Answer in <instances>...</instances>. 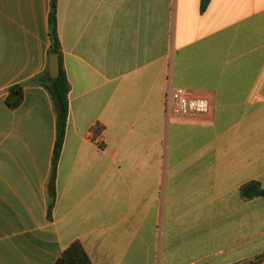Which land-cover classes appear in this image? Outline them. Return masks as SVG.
Instances as JSON below:
<instances>
[{
	"label": "crops",
	"instance_id": "crops-1",
	"mask_svg": "<svg viewBox=\"0 0 264 264\" xmlns=\"http://www.w3.org/2000/svg\"><path fill=\"white\" fill-rule=\"evenodd\" d=\"M50 0H0V264H264V0H57L68 118L48 215L55 116ZM175 89L208 114L168 117ZM103 129L96 140L91 130Z\"/></svg>",
	"mask_w": 264,
	"mask_h": 264
},
{
	"label": "trees",
	"instance_id": "trees-1",
	"mask_svg": "<svg viewBox=\"0 0 264 264\" xmlns=\"http://www.w3.org/2000/svg\"><path fill=\"white\" fill-rule=\"evenodd\" d=\"M208 3L209 0H201V11L205 10ZM56 4L57 0H50L48 14V36L50 45L47 52L46 68L42 73L27 82L15 84L9 87L6 91L5 97V104L11 110L16 109L22 103L24 88L26 86L42 87L46 90L50 97L52 110L55 116V140L52 153L51 176L47 186L48 215L54 206L55 173L64 143L68 118V94L70 92V86L61 63L60 42L56 27ZM52 54L57 55L59 58V75L55 79H51L48 73V58ZM102 129L103 128L100 125H97L91 130L93 140H96L99 137ZM239 193L241 198L246 201L254 198H264V188H262L258 182H249L244 184L240 188ZM263 258L264 254L258 257L257 260L259 261ZM54 264H91V262L82 245L79 242H73L61 253Z\"/></svg>",
	"mask_w": 264,
	"mask_h": 264
},
{
	"label": "built area",
	"instance_id": "built-area-1",
	"mask_svg": "<svg viewBox=\"0 0 264 264\" xmlns=\"http://www.w3.org/2000/svg\"><path fill=\"white\" fill-rule=\"evenodd\" d=\"M165 110L168 117H198L208 114L210 101L206 98L189 96L180 89L171 90L165 98Z\"/></svg>",
	"mask_w": 264,
	"mask_h": 264
},
{
	"label": "water",
	"instance_id": "water-1",
	"mask_svg": "<svg viewBox=\"0 0 264 264\" xmlns=\"http://www.w3.org/2000/svg\"><path fill=\"white\" fill-rule=\"evenodd\" d=\"M48 73L51 79H55L59 75V58L55 54L48 58Z\"/></svg>",
	"mask_w": 264,
	"mask_h": 264
}]
</instances>
